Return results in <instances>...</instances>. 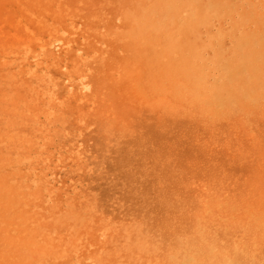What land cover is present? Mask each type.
Wrapping results in <instances>:
<instances>
[{"label": "bare ground", "instance_id": "obj_1", "mask_svg": "<svg viewBox=\"0 0 264 264\" xmlns=\"http://www.w3.org/2000/svg\"><path fill=\"white\" fill-rule=\"evenodd\" d=\"M0 264H264V0H0Z\"/></svg>", "mask_w": 264, "mask_h": 264}]
</instances>
